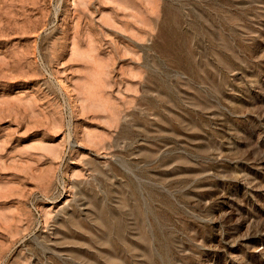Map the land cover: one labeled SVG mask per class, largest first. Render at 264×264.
I'll return each instance as SVG.
<instances>
[{"label": "rangeland", "instance_id": "374dc122", "mask_svg": "<svg viewBox=\"0 0 264 264\" xmlns=\"http://www.w3.org/2000/svg\"><path fill=\"white\" fill-rule=\"evenodd\" d=\"M0 264H264V0H0Z\"/></svg>", "mask_w": 264, "mask_h": 264}]
</instances>
